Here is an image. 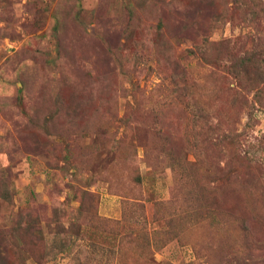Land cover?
<instances>
[{"label":"rangeland","instance_id":"1","mask_svg":"<svg viewBox=\"0 0 264 264\" xmlns=\"http://www.w3.org/2000/svg\"><path fill=\"white\" fill-rule=\"evenodd\" d=\"M0 264H264V0H0Z\"/></svg>","mask_w":264,"mask_h":264}]
</instances>
